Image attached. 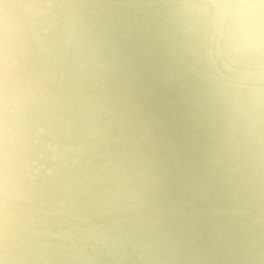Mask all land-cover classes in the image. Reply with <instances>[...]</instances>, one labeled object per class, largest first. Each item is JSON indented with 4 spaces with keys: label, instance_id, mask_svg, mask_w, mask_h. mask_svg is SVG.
I'll return each mask as SVG.
<instances>
[{
    "label": "clouds",
    "instance_id": "1",
    "mask_svg": "<svg viewBox=\"0 0 264 264\" xmlns=\"http://www.w3.org/2000/svg\"><path fill=\"white\" fill-rule=\"evenodd\" d=\"M0 264H264V0H0Z\"/></svg>",
    "mask_w": 264,
    "mask_h": 264
}]
</instances>
